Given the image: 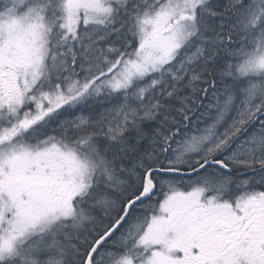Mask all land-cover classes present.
<instances>
[{"label": "snow or ice", "instance_id": "1", "mask_svg": "<svg viewBox=\"0 0 264 264\" xmlns=\"http://www.w3.org/2000/svg\"><path fill=\"white\" fill-rule=\"evenodd\" d=\"M0 264H264V0H0Z\"/></svg>", "mask_w": 264, "mask_h": 264}]
</instances>
